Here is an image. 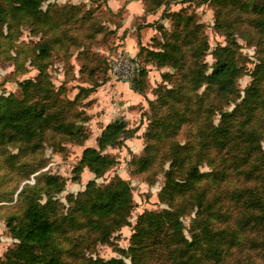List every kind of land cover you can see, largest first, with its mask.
Instances as JSON below:
<instances>
[{
  "label": "rangeland",
  "instance_id": "1",
  "mask_svg": "<svg viewBox=\"0 0 264 264\" xmlns=\"http://www.w3.org/2000/svg\"><path fill=\"white\" fill-rule=\"evenodd\" d=\"M117 1L120 2L117 9L120 12L116 17L110 18L106 12L109 8L107 0H55L63 5L81 2L85 10L90 8L93 16L83 26L46 22L40 25L41 27H35L21 24L20 21L16 26L3 22L0 32V103L1 98L23 97L21 82L36 79L39 73L38 63L46 61L47 66L44 69L46 76L40 79L39 90H29L33 94L32 100L45 103L47 112L54 113L58 122L82 126L86 137L80 142L71 141L65 134L49 128L29 142H9L0 145L2 255L10 246L18 243L6 229L4 218L11 211L20 216L24 210V195L27 193L18 195L23 186L34 187L35 194L30 198H40L42 202L43 189L46 188L48 177L62 178L63 189L52 193V197L66 212L69 206L66 196L83 191L88 181L94 180L97 186H104L114 177H120L130 185L132 191L133 207L127 216V225L120 226L114 231L109 236V241L95 245H88L91 236L80 240L77 237L79 231L76 235L72 233L73 241L68 247L70 252L63 243V258L69 264H84L85 258L92 260L121 258L125 264H131V259L121 250L129 248L141 215L149 211L173 209L181 214L183 208L184 212L179 216L182 233L188 241H191L194 230L193 219L197 211L193 199L197 193H203L202 204H205V200L209 201L214 210L213 214L202 211L200 217H213V228L227 229L226 235L229 236L228 241L218 245L222 251L218 259L220 261L208 262L264 264V233L259 226L254 225V220L248 216V211L233 196V193L236 194L243 189L252 190L262 188L264 185V73H262L264 37L253 25L257 18H264V13L259 14L245 9L240 3L236 2V4L235 0L219 3V7L207 0H143L149 11H145L140 18L133 20L130 27L119 35V29L123 26L125 18V6L129 0ZM139 1L143 7V2ZM242 1L253 2V0ZM255 2L261 4L260 0ZM118 22L120 25L116 28L113 23ZM158 26L163 28L162 33L159 32ZM73 28L75 30L72 34L78 36L82 46L77 47V44L73 43L68 49L61 48L62 44L56 40L58 38L56 36L70 34V29ZM130 28L133 31L131 35L136 47L134 57L138 68L145 70V87L142 96L146 98V107L135 105L130 108L133 111L135 109L138 114L135 118L127 120L123 113L125 110L114 111L125 101L119 99L116 100L117 103L115 99L109 98L99 101V97L93 98L95 93L86 94L80 88L89 87L94 81L104 83L108 81L109 75L104 73L108 54L122 48L123 44L121 45L119 40L128 30L131 31ZM177 29L186 34L178 40L182 53L181 68L178 72L170 65L159 66L149 60L150 56H145L149 50L162 49L167 40L173 41L172 34ZM195 30H198L197 33ZM229 38L237 45L236 57L240 67V75L235 81V92L221 95L216 87H206L205 84H201L199 90L193 91L194 84H189L191 81L188 77L192 75L195 64H199L200 67L203 64V70L209 74L215 63V50L229 43L227 41ZM195 40L207 42V49L203 55H200L196 45H193ZM40 43L49 46L50 57L43 59L37 55L36 46ZM139 50L143 53L137 55ZM261 59L262 67L259 65ZM257 65L260 66L259 69ZM164 74H168L171 78L163 80ZM253 79H256L259 99L255 104L244 103L246 89ZM173 84L183 90L189 98L179 103L178 107L182 109L190 107V112L199 117L204 116L198 117L195 121L188 115L190 120L183 123L176 131L159 138H152L149 133L146 135L149 125L150 128L153 126L154 117L149 100H156L157 86L172 88ZM97 91L98 89L96 93ZM198 96L203 102L196 106ZM115 102L117 107L114 105ZM61 107H64V115H60ZM158 109V115H164L167 111L165 107ZM226 117L228 121L222 120ZM113 119L125 122L126 127L129 128L126 135L131 133L130 130H134L131 138L102 149V154L111 155L115 163L99 177L85 168L78 179H73V168L82 157V151L87 147H97L104 122L109 120L113 122ZM220 125L227 126L231 135L224 147L214 146L208 136L211 128ZM203 126L207 132L203 134L205 141L199 147L198 143L202 140L199 129ZM145 146L153 148L150 154L144 150ZM175 151H187L190 155L188 160L181 163L182 170L185 171L181 173L177 171L175 177L186 178L188 169L194 165H198V170L204 174V177L190 190L182 195H176L169 207L161 202L159 195L165 184L166 172L173 165L170 158ZM197 152H201L200 161ZM144 155H149L150 160L148 166L141 169L138 159ZM6 200H11V203ZM231 231L239 232L234 241H230V238H233L232 234L230 235ZM158 260L159 264H171L168 250L154 246L144 264H157Z\"/></svg>",
  "mask_w": 264,
  "mask_h": 264
},
{
  "label": "trees",
  "instance_id": "2",
  "mask_svg": "<svg viewBox=\"0 0 264 264\" xmlns=\"http://www.w3.org/2000/svg\"><path fill=\"white\" fill-rule=\"evenodd\" d=\"M141 1L143 2V11H149L148 6L143 0ZM207 1L219 7L218 4L226 0ZM228 1L234 2L233 0ZM260 1L261 4L255 2V0L251 3L235 0V3H240L245 9L263 14L264 0ZM106 12L110 18H113L120 11L114 12L107 8ZM92 16L90 8L85 10V6L81 2L63 5L58 4L55 0H0V32L4 21L15 26L19 21L21 24L34 25L35 27L44 25L46 22L48 24L64 23L70 26H83ZM113 25L117 28L120 24L118 22L117 24L113 23ZM253 25L258 33L264 37V18H257L254 20ZM158 27L159 32L162 33L163 28ZM73 30L75 28L70 29V34L56 36L58 37L56 40L62 44L61 48L68 49L73 43L77 44V47L82 46V41L78 36L72 34ZM197 31L195 30L196 33ZM172 35L173 41L167 40L162 49L159 51L149 50L145 56H150L151 59L149 60L156 62L159 66L170 65L178 72L182 60L181 45L178 40L186 34L184 35L180 29H177ZM194 37H196L195 33ZM227 41L229 43L224 47L215 50V63L209 74H206L203 70V64L201 67L199 64H195L196 67L192 70V75L188 77L191 81L189 84H194L192 86L193 91L199 90L200 85L205 84L206 87H216L221 95L235 92V81L240 75L235 49L237 45L230 38ZM193 45H196L200 55H203L207 49L205 40H195ZM36 48L39 57L45 59L51 56L48 45L40 43ZM141 53L143 52L139 50L137 55ZM259 65L262 67V59ZM46 66V61L38 63L39 73L36 79L21 82L23 97L1 98L0 145L9 142H29L49 128H54L56 131L65 134L71 141L80 142L85 139L86 132L82 126L74 123L58 122L54 113L47 112L45 103L32 100L33 94L29 90H39L40 79L46 76L44 73ZM259 68L260 66L257 69ZM108 72L109 65L106 62L104 73H107L108 76ZM262 73H264V70H262ZM145 77V70L138 68L130 82L132 89L141 95L144 94ZM170 78L168 74L163 75V80ZM255 80L253 79V82L246 89L244 103L255 104L259 99V90ZM103 84V81H94L89 87L81 86L80 90L85 91L86 94L95 93L96 89ZM156 89V100H149V106L154 114L153 126L150 128L149 125L146 135L149 133L150 137L159 138L169 132L176 131L183 123L190 120L188 115L192 116L195 121L198 119L199 115L190 112V107H184L183 109L178 107V104L183 103L184 99H189L178 86L173 84L172 88H167L161 85L157 86ZM197 101L196 106L203 102L199 96ZM158 107H165L166 113L158 115ZM63 110L64 107H61L60 115H64ZM203 116L200 115L199 118ZM222 120L228 121V118ZM127 129L129 128L126 127L125 122L113 121L108 123L98 138L97 147H87L82 151V157L73 168V179H78L85 168L94 173L96 177L103 175L105 171L110 169L115 160L111 155L102 154V149L107 146H115L120 144L122 140L125 141L131 138L134 130H130L131 133L126 135ZM199 131L202 137V140L198 143L200 147L205 141L203 134L207 130L203 126ZM208 136L210 142L217 147H224L231 138L228 127L221 125L217 128H211L208 131ZM152 149L150 146L144 148L149 154ZM196 155L198 161H200L201 152H197ZM189 158L190 155L187 151H175V154L170 158L173 165L166 172L165 184L159 195L161 202L166 203L169 207L172 205L171 200L176 195H182L185 191L190 190L204 177V174L199 172L198 165L191 166L188 169L186 178L175 177L177 171L179 173L185 171V169L182 170L181 163ZM149 160V155H144L138 159L141 163V166L139 165L141 169L148 166ZM48 178L45 184L46 188L43 189L44 199H42V202L40 198H30L35 194L34 187L29 188L25 185L18 193V195L24 192L27 193L24 195L25 207L21 215H16L15 212L11 211L4 218L6 229L12 238L17 239L18 243L10 246L1 256L0 264H69L63 258V243L70 252L68 247L73 241L72 233L76 235L79 231L77 237L80 240L86 236H91L88 245H95L109 241V236L114 231L120 226L127 225V216L133 207L132 191L130 185L120 177H114L104 186H97L94 180L88 181L83 191L78 192L76 195L68 194L66 196L69 204L66 212L59 207L56 199L52 197V193L60 192L63 189V179L58 176ZM233 196L248 211V216L254 220V225L259 226L264 233V185L262 188L252 190L243 189L236 194L233 193ZM203 197V193H197L193 199L197 211L196 217L193 219L192 226L194 230L191 241H188L182 233V223L179 216L184 212L183 208L181 214L173 209L172 211L167 209L159 212L149 211L141 215L138 222L139 226L133 233L129 248L121 250V252L131 259V264L146 263L145 259L148 253L154 249V246L164 247L168 250L171 264H212L208 261L218 263L220 261L218 260L219 256L222 254L218 245L228 241L229 238L227 237L229 236L226 235L227 229L213 228V217H200L202 211L209 214L214 213L209 201L205 200V204H202ZM6 201L10 202L11 200ZM230 235L233 237L230 238V241H234L239 232L231 231ZM84 264H125V261L121 258L109 260L85 258ZM157 264H159V260Z\"/></svg>",
  "mask_w": 264,
  "mask_h": 264
},
{
  "label": "crops",
  "instance_id": "3",
  "mask_svg": "<svg viewBox=\"0 0 264 264\" xmlns=\"http://www.w3.org/2000/svg\"><path fill=\"white\" fill-rule=\"evenodd\" d=\"M119 4L120 2L117 0H107V6L114 12L117 11V9L119 8ZM143 14L144 11L140 1L129 0L125 6V18H124L123 26L121 27V29H119L118 34L122 35V33H124V31L127 29V27L128 28L130 27L131 22L133 20L135 21V19L137 18H140ZM130 30L131 31L128 30L126 32V35L119 40V43L121 45L123 44L122 48H125L129 52V54L134 56V54H136V47H134V38L131 35L133 31L131 28ZM95 97L96 98L99 97V101L104 100V98L105 99L109 98L112 100L115 99L114 101L119 99L121 101H125V103L120 108L117 107L118 102L116 101L117 103L115 102L114 105H116L117 108H115L114 111L118 112L119 109L125 110L123 113L125 114V118L127 120L135 118L136 117L135 115L138 114L137 112H135V109L133 111L130 108H132L135 105H140L142 107L145 106L146 104V100H145L146 98L143 97L141 94L135 92L129 83L117 81L110 77L108 78V81H106L103 85L98 87V91L97 93L95 92L93 98ZM103 115L104 114H102V116ZM114 120L117 119H113V121ZM109 121L104 122L105 124L103 127H105L108 123H110ZM1 231H2V227L0 226V232ZM2 253H3V248L0 246V257Z\"/></svg>",
  "mask_w": 264,
  "mask_h": 264
},
{
  "label": "built area",
  "instance_id": "4",
  "mask_svg": "<svg viewBox=\"0 0 264 264\" xmlns=\"http://www.w3.org/2000/svg\"><path fill=\"white\" fill-rule=\"evenodd\" d=\"M109 77L117 81L130 83L138 69V63L134 56L126 49H118L108 54Z\"/></svg>",
  "mask_w": 264,
  "mask_h": 264
},
{
  "label": "water",
  "instance_id": "5",
  "mask_svg": "<svg viewBox=\"0 0 264 264\" xmlns=\"http://www.w3.org/2000/svg\"><path fill=\"white\" fill-rule=\"evenodd\" d=\"M116 122H118V120H116ZM120 123H124L123 121H120Z\"/></svg>",
  "mask_w": 264,
  "mask_h": 264
}]
</instances>
